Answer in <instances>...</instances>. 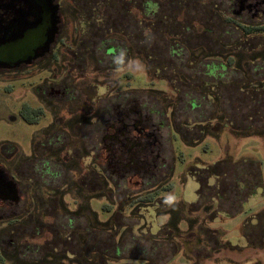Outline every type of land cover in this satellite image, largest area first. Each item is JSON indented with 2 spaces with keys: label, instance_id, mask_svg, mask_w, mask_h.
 I'll return each instance as SVG.
<instances>
[{
  "label": "rangeland",
  "instance_id": "rangeland-1",
  "mask_svg": "<svg viewBox=\"0 0 264 264\" xmlns=\"http://www.w3.org/2000/svg\"><path fill=\"white\" fill-rule=\"evenodd\" d=\"M145 1L148 0H136L139 9ZM153 1L159 2L160 7L158 14L151 17L156 32L149 38L141 33L118 38H104L102 33H96L78 38L72 36L80 26L78 18L64 15L61 39L70 47L83 41V45L91 46L90 64L102 62L94 66L96 74L91 65L90 68L85 66L88 69L84 81L77 83L81 84L79 87L88 102L85 109H89L96 96V100L100 98L97 103L103 112L107 105L119 103L123 96L139 99L144 112H154L150 131L159 140L157 172L149 176L150 184L144 189L155 193L156 200L136 202V195L143 189L138 184L139 179L121 182L111 175L105 162L103 170L106 176H112L116 190L109 192L108 187L103 188V194L111 197L96 199H91L92 193L86 191L83 209L70 213L75 228L81 231L80 236L85 235L86 247L75 245L76 237L70 247L73 251L88 253L89 237L84 231L90 229L89 242L100 250L101 264H264V85L253 92L240 89L251 81H258L259 73L254 69L260 63L231 67L219 80L206 76L208 65L219 64L218 60L207 61V58L234 54L250 63L258 56L256 46L262 40H243L236 19L227 18L224 12V21H219L222 14L216 15V20L210 24L212 33L203 35L201 23L194 21L198 0ZM176 1L187 5V13L185 11L181 20L184 28L190 29L179 38L175 37L179 29ZM215 2L217 11L220 7L227 8L228 2L225 5H222L224 0ZM121 22L117 29L124 31L126 24L137 31L143 29L136 20ZM178 40L179 43H174ZM102 42H105L103 46ZM236 45H239L238 50ZM109 47L118 50V55H109ZM171 48L178 51V56L170 58ZM197 58L200 60H195ZM114 60H120L117 68ZM7 78L2 76L0 82V140L17 144L27 155L34 129L21 120L19 111L23 103L34 102L31 92L32 86L39 83L38 76ZM204 83L213 87L205 88ZM94 85L100 88L95 89ZM204 92L211 95L217 106L208 105V101L202 99ZM111 94L119 96L111 98ZM194 99L201 105L200 109H191ZM165 107L173 110L166 111ZM102 115V120L108 118L106 113ZM213 118L219 120L215 123ZM170 120L175 131L171 130ZM210 121L209 134L201 135L204 128L198 124ZM104 135L103 127L102 137ZM86 146H83L85 157L91 154ZM88 158L84 160L86 176L91 168L88 164L92 162ZM90 178H86V183L92 191L93 179ZM72 196L70 194L69 206L74 210L76 202ZM106 205L111 208L105 210ZM178 208L181 209L178 218L184 220L178 223L179 233H176L177 229L166 226L171 216L166 211ZM93 215L107 226L99 225L103 228L99 231L96 225L90 226ZM188 216L192 233H189ZM95 226L97 232H92ZM79 258L80 255H76L70 264H78Z\"/></svg>",
  "mask_w": 264,
  "mask_h": 264
},
{
  "label": "flooded vegetation",
  "instance_id": "flooded-vegetation-1",
  "mask_svg": "<svg viewBox=\"0 0 264 264\" xmlns=\"http://www.w3.org/2000/svg\"><path fill=\"white\" fill-rule=\"evenodd\" d=\"M225 2H228L227 8L220 7L217 11L215 0H198L197 18L194 21L201 23V33L207 36L212 33L210 24L216 20V15L223 12L227 13V18L234 17V21L244 27L263 29L256 35L246 36L247 39L250 37L262 42L256 46L257 60L244 64L260 63L254 70L259 73V77L256 76L257 83L263 87L264 0H224L222 5ZM53 3L58 7V34L56 42L47 53L31 62L27 61L42 48L50 28L49 19L42 15L41 24H36L35 17H25L22 20V15L20 16L21 23L17 27L25 29L22 37L28 44L20 46V55L14 61L2 63L0 47V82L2 76L11 80L38 76L39 81L32 86L34 102L23 103L19 111L21 120L34 129L29 154L26 155L13 142L0 140V264H70L78 254V264H101L100 250L89 242L90 229H83L89 237V252L71 249L73 237H76L75 245L84 248L86 244L85 235L80 236L81 231L75 228L76 223L70 219V213H79L83 209L86 191L92 193L91 196H100L103 182L108 183L109 192H114L116 189L112 186V176H117L121 182L139 179L138 184L143 189L136 196L146 195L151 192L144 191L150 184L149 176H155L157 172L159 140L150 131L154 123L151 115L154 112H144L140 100L127 95L119 98V103L107 105L104 112L97 103L100 99L96 100L97 96L92 99L89 109H85L88 102L83 97L84 91L79 87L81 84L77 83L84 81L87 66L90 68L91 65L95 73L97 71L94 66L101 65L102 62L90 64L91 46L83 45L80 40L70 47L61 36L65 15L78 18L76 21L80 26L76 27V33L72 35L78 38L94 36L96 33H102L104 38L134 37L138 33L149 38L150 34L156 32L152 29L154 22L150 20L158 14L160 3L148 0L141 3V9L136 0H54ZM9 4L10 0H0V30L16 18L7 8ZM175 4L178 12L176 21L179 24L175 37L179 38L190 29L188 26L184 28L181 20L185 11L187 13V5L183 1H176ZM18 6L24 13L22 0ZM224 15L219 16V21H224ZM164 17L163 14V19ZM123 20H136L143 25V29L137 31L138 29H132L128 24L124 31L117 29V24H121ZM238 32L241 34L239 30ZM241 37L244 36L241 34ZM102 43L103 46L105 42ZM107 53L113 57L119 51L109 47ZM206 60L216 59L209 57ZM114 61L117 68L120 60ZM218 62V65L213 62L207 66L208 78L219 80L226 76L230 69L227 62ZM94 88L100 87L94 85ZM75 91L78 93L75 94ZM118 96L110 95L116 99ZM207 97L210 98V94ZM190 106L192 110L201 108L195 101ZM165 109L173 110L170 107ZM104 113L108 118L102 120ZM27 116L32 119L31 122ZM170 124L171 130L175 131L171 120ZM103 127L105 135L102 137ZM85 144L91 153L87 157L83 148ZM88 157L92 160L88 164L91 166L89 176L93 179L92 191L87 186L86 178L89 176L84 171V160L89 159ZM105 162L111 171V177L106 176L103 170ZM70 194H73L72 199L76 202L74 210L69 206ZM90 220V226H98L95 215ZM95 229L92 232H97Z\"/></svg>",
  "mask_w": 264,
  "mask_h": 264
},
{
  "label": "water",
  "instance_id": "water-1",
  "mask_svg": "<svg viewBox=\"0 0 264 264\" xmlns=\"http://www.w3.org/2000/svg\"><path fill=\"white\" fill-rule=\"evenodd\" d=\"M24 3L25 12L21 11L18 4H21V0H10V4L7 8L11 11L12 16L16 17L10 25L5 26L0 30V47H1V62H12L16 57L20 55V46L28 44L22 37L25 29H19L17 27L20 22V16L23 18L35 17L36 24L43 22L42 16H47L50 23V28L46 34V40L39 52L27 61L31 62L32 59L39 58L49 51L51 45L56 42L58 34V7L54 5V0H22ZM42 15V16H41ZM1 21V20H0ZM1 28V22H0ZM2 34V36H1Z\"/></svg>",
  "mask_w": 264,
  "mask_h": 264
},
{
  "label": "trees",
  "instance_id": "trees-1",
  "mask_svg": "<svg viewBox=\"0 0 264 264\" xmlns=\"http://www.w3.org/2000/svg\"><path fill=\"white\" fill-rule=\"evenodd\" d=\"M155 24H153V26H152V29L155 31L156 30V27L154 26ZM238 30L241 32V34L244 36V37H242L243 38V40H245V41H247V38H246V36H251V35H256V33L258 32V31H261V30H263V29H261V28H256V27H252V26H249V27H244V26H242V25H240L239 24V26H238ZM264 28V27H263ZM248 39H250V37H248ZM179 41V40H178ZM178 41H175L174 43H179ZM173 43V42H172ZM239 47V45L237 46L236 45V48H238ZM235 48V47H234ZM178 51H174L173 50V48H171L170 50H169V55L171 56L170 58H173V56H178V53H177ZM233 52H237V51H233ZM243 53V52H242ZM236 54H238V53H236ZM213 59H216V60H218V61H221V62H227V65L229 66V68H231V67H237V66H240V67H242L247 61H245V58H243L241 55H234V54H229V55H226V56H224L223 58H219L218 56H211ZM254 60H252V62H255L256 60H257V57H254L253 58ZM195 60H198V58L197 59H195ZM200 60V59H199ZM198 60V61H199ZM237 70V69H236ZM255 71V70H254ZM203 86H205V88H207V87H209V88H211V87H213V84H210V83H204V85ZM214 86H218V85H214ZM244 86V85H243ZM262 88V86H261V84L260 83H257V81H252L250 84H247V85H245V87L243 88V87H240V89H241V91H250V92H253V91H256V90H259V89H261ZM153 92H156V91H153ZM208 96V93L207 92H204V97H202V99H206L207 101H208V105H214L215 106V104H216V106H217V103H215V100L211 97V95H210V98H208L207 97ZM195 101V103L196 104H199L198 103V101L195 99L194 100ZM224 116H222V118H223ZM27 119H28V121L29 122H31L32 121V119L29 117V116H27ZM217 120H219V119H217V118H213V120L212 121H215V123L217 122ZM223 121V120H222ZM227 120L225 119V122H226ZM228 122V121H227ZM214 123V124H215ZM218 123H220V122H218ZM229 123V122H228ZM212 123H211V121L210 122H206V123H204V125H199V127H202V128H204V131H201V135L203 134V135H206V134H209L208 132H209V126L211 125ZM232 125V124H231ZM231 127H233V126H231ZM255 130H258V129H255ZM218 132V131H217ZM195 143V142H194ZM108 187V183H104L103 182V188H107ZM106 195L105 194H103V192L100 194V196H98V195H96V196H92L91 197V199H96V198H101V197H105ZM109 198V197H108ZM90 199V200H91ZM137 201L136 202H138V203H140V202H144V203H153L155 200H156V195H155V193H153V192H150V193H148V194H144V195H140V196H138V198L136 199ZM169 204H171V203H169ZM172 205H174V204H172ZM183 206V208L184 207H186V209H187V206L186 205H182ZM189 207V209H190V205L188 206ZM111 207L109 206V205H106L105 207H104V209L105 210H109ZM188 209V210H189ZM178 211H181V209H177V210H175V209H172V210H168V211H166L168 214H170L171 216H170V220H169V222L168 223H166V226H168L169 228H175V229H177L176 230V233H179L178 232V223L181 221V220H184V218L183 219H179L178 218V216H179V212ZM177 216V217H176ZM175 217V218H174ZM187 219L188 218H190L189 216L188 217H186ZM186 219V220H187ZM188 221V224H189V226H190V230H191V232H189V233H192V228L191 227H193L192 226V224H191V221L188 219L187 220ZM105 224V225H104ZM108 224V223H107ZM99 225L100 226H107L106 225V223H99L98 224V226H97V229L99 230V229H101L100 227H99ZM103 229V228H102ZM171 230V229H170ZM105 258H106V260L107 259H109L107 256H105ZM112 260V259H111ZM106 263H107V261H106Z\"/></svg>",
  "mask_w": 264,
  "mask_h": 264
}]
</instances>
